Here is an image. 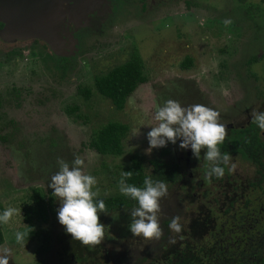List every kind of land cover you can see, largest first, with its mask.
I'll return each mask as SVG.
<instances>
[{
  "label": "rangeland",
  "instance_id": "374dc122",
  "mask_svg": "<svg viewBox=\"0 0 264 264\" xmlns=\"http://www.w3.org/2000/svg\"><path fill=\"white\" fill-rule=\"evenodd\" d=\"M90 1L83 4L86 11L101 0ZM47 2L51 32L26 24L7 26L0 19V214L9 207L17 210L7 224L0 223L4 236L0 252L11 250L9 264H48L52 246L42 251L39 247L53 234L50 224L41 226L43 222L34 219L27 226L22 209L32 205L34 191L45 196L54 191L48 184L58 171V158L71 164L80 156L83 172L97 181L92 189L99 190L96 197L116 195L132 155L141 159L146 177L154 159L168 161V154L160 153L164 147L146 151L147 133L158 123L154 102L162 106L173 99L189 106L200 104L194 99L221 98L241 111L250 104H243L239 96L247 91L252 104L264 94L262 0L116 2L113 11H102L94 22L80 8L83 1ZM226 19L231 20L227 26ZM134 52L142 60L147 81L139 83L125 106L117 109L95 89L93 78ZM251 56L256 61L249 63ZM80 86L91 87L89 98L78 93ZM73 106L77 110L71 111ZM109 121L128 125L123 151L117 155L89 146ZM57 199L55 210L60 205ZM134 207L108 216L107 240L120 242L132 235L128 212ZM30 226L38 229L36 234L18 243L15 233Z\"/></svg>",
  "mask_w": 264,
  "mask_h": 264
},
{
  "label": "flooded vegetation",
  "instance_id": "af4514ba",
  "mask_svg": "<svg viewBox=\"0 0 264 264\" xmlns=\"http://www.w3.org/2000/svg\"><path fill=\"white\" fill-rule=\"evenodd\" d=\"M134 1L101 0L96 3V6L92 5L90 11L87 10L89 12L85 10L86 8L84 9L83 4H80V8L87 13L88 21L94 22L101 17L102 11H113L116 2L117 4L129 2L133 4ZM262 2L264 4L263 0ZM102 5L104 7L100 8ZM247 93L246 91V95L238 97L243 98L242 102H245L243 104H250L249 108H243L241 111H238L240 107L237 108L234 104L226 105L225 100L221 98L194 99L196 103L199 102L201 105L220 112V123L226 125L228 134L224 144L219 147L222 154L228 153L231 156L230 164L236 166L234 172L229 173L228 166L221 165L225 167L224 177L217 179L213 176L209 182L204 178L209 168V162L204 159L206 149L201 150V158L198 160L193 157L190 147L188 149L179 147L180 138H178L175 144L170 143L163 148L166 150L165 153L162 152L163 149L160 152L168 154V161L164 163L168 165L167 176L170 175L166 176L164 182L171 192V195H167V201L161 199L163 202L161 201L160 204L166 206L167 209L171 208L174 202L179 204L182 210L183 233L187 237L191 234L207 236L210 232L212 235H217L218 241H222L227 236L231 247L237 242L244 246L250 242L259 251V256H264V131L252 122L251 115L253 110L264 112V94L262 93L263 97L256 98L255 102L252 101L253 106ZM152 165L153 172V161ZM58 208L55 212L49 213L45 222L37 220L38 223L43 222L41 226L50 224L49 231L53 233L46 240L54 249L50 257H47L48 264H85L83 258L79 260L77 257H81L84 252L89 256L92 253L84 251L87 246L73 240L71 235L65 231L57 218ZM113 211H107V215L99 213V219L104 224V228L108 216ZM225 224H228L227 231L224 230L223 225ZM30 230L31 232L38 231L31 226ZM224 233H227L226 236H223ZM144 240L143 237L133 235L120 242H112L105 238L100 245L94 248L102 253V259L107 260L109 249L124 243L134 244L137 243L136 241L140 244ZM73 249L78 250L79 253L76 254Z\"/></svg>",
  "mask_w": 264,
  "mask_h": 264
},
{
  "label": "clouds",
  "instance_id": "9594fccd",
  "mask_svg": "<svg viewBox=\"0 0 264 264\" xmlns=\"http://www.w3.org/2000/svg\"><path fill=\"white\" fill-rule=\"evenodd\" d=\"M230 23V19L224 21L226 26ZM154 107V120L158 123L151 126L147 133V152L165 147L169 142L175 144L180 138L179 147H190L193 157L198 160L201 158V150L206 149L204 159L209 162V168L204 178L209 182L213 176L217 179L224 177L225 167L221 165L228 166L229 173L234 172L236 166L230 164L231 156L228 153L222 154L219 147L224 144L228 134L226 125L220 123V112L201 104L182 106L173 99H168L162 106L154 102ZM251 115L252 122L264 131V112L253 110ZM83 164L84 160L80 156H75L71 164L58 158V171L50 176L48 187L54 190L53 196L60 201L57 210L59 223L73 240L92 248L105 239L104 224L100 222L99 213L107 215V209L103 200L94 202V197L99 195L98 189L92 190L97 181L92 175L83 172ZM131 177L132 171H124L119 181L120 192L138 203L137 207L128 212L131 217L128 229L133 236L158 241L163 236L159 223L160 201L168 195L167 184L145 177L144 188H139L126 183ZM15 214V208H7L0 214V223L7 224ZM180 219V216H174L168 225L175 234L182 232ZM28 235L29 232L17 231L15 239L18 243H24ZM168 243L175 244V236H170ZM10 257L11 250L4 248L0 252V264H9Z\"/></svg>",
  "mask_w": 264,
  "mask_h": 264
},
{
  "label": "trees",
  "instance_id": "16d2710c",
  "mask_svg": "<svg viewBox=\"0 0 264 264\" xmlns=\"http://www.w3.org/2000/svg\"><path fill=\"white\" fill-rule=\"evenodd\" d=\"M253 61H256L254 56L249 57L247 60L249 63ZM93 81L95 89L100 94L108 97L117 109H122L125 106L127 97L139 83L147 81V76L143 71L141 58L134 52L121 63L109 68L105 73L95 76ZM77 91L84 98H89L92 93V89L89 86H80ZM74 110H77V106H73L71 111ZM67 111L70 110L68 109ZM127 130L128 125L126 123L109 121L96 132L89 146L101 154H120L123 151L122 138ZM162 152L165 153L166 150L163 149ZM153 164L154 170L150 177L153 181H164L170 175L168 174L167 176L168 165L156 159L153 160ZM124 171H132V177L126 180L127 184L144 188L143 181L146 175L143 172L139 156L132 155L131 164L126 165L123 168ZM52 193L53 191H50L45 196L34 191L31 198L32 205L22 209L23 222L31 225L30 223L33 219L45 221L50 212H55L53 202L55 197ZM98 200L104 201L107 211L138 205L137 201L122 193L112 196L94 197V202ZM1 212L2 208L0 206ZM181 214L182 210L179 204L174 202V205H171V208L168 209L161 204L159 223L163 230V236L160 240H144L140 244L138 241L134 244H120L108 250L107 260L102 259V253L98 249L87 246L84 251H89L92 254L89 256L84 254V252L81 257L77 258L79 260L83 258V262H86L85 264H264V256H259L260 253L255 249L253 243L248 242L244 246L242 243L237 242L231 247L228 243L227 233L223 234L226 238L222 241H218L217 235H212L210 232L207 236L191 234L187 237L183 233L184 227H182L180 234L173 233L168 225L174 216H180L182 219ZM181 219L180 223L183 226ZM223 226L224 230L227 231L228 224ZM27 232H29V236L36 234V232L29 230ZM170 236H175V244L168 243ZM3 242L4 236L0 227V245ZM70 246H72V242H70ZM50 247L51 243L44 241L39 247V251L47 250ZM74 252L76 254L79 253L78 250Z\"/></svg>",
  "mask_w": 264,
  "mask_h": 264
},
{
  "label": "water",
  "instance_id": "95a60500",
  "mask_svg": "<svg viewBox=\"0 0 264 264\" xmlns=\"http://www.w3.org/2000/svg\"><path fill=\"white\" fill-rule=\"evenodd\" d=\"M48 0H0V19L7 26L12 24H26L39 29L42 33L51 32L53 23L47 17ZM84 5L91 3L90 0H78Z\"/></svg>",
  "mask_w": 264,
  "mask_h": 264
}]
</instances>
